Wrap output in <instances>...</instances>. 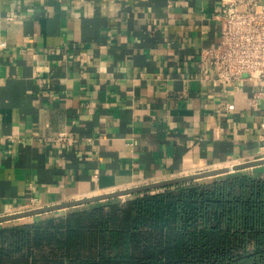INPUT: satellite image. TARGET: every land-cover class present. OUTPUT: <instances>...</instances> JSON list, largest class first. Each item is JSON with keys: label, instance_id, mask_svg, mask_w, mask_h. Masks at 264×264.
Wrapping results in <instances>:
<instances>
[{"label": "crops", "instance_id": "1", "mask_svg": "<svg viewBox=\"0 0 264 264\" xmlns=\"http://www.w3.org/2000/svg\"><path fill=\"white\" fill-rule=\"evenodd\" d=\"M221 12L0 0V216L262 157L263 85L201 77Z\"/></svg>", "mask_w": 264, "mask_h": 264}, {"label": "trees", "instance_id": "2", "mask_svg": "<svg viewBox=\"0 0 264 264\" xmlns=\"http://www.w3.org/2000/svg\"><path fill=\"white\" fill-rule=\"evenodd\" d=\"M0 226V264H264V176L248 168Z\"/></svg>", "mask_w": 264, "mask_h": 264}, {"label": "built area", "instance_id": "3", "mask_svg": "<svg viewBox=\"0 0 264 264\" xmlns=\"http://www.w3.org/2000/svg\"><path fill=\"white\" fill-rule=\"evenodd\" d=\"M220 18V41L201 52V77L216 78L225 83L246 77L260 82L263 88L253 94L252 102L263 100L261 128L264 140V0H222ZM7 44V40L0 41L2 47ZM68 138L62 131L53 140L63 142Z\"/></svg>", "mask_w": 264, "mask_h": 264}, {"label": "water", "instance_id": "4", "mask_svg": "<svg viewBox=\"0 0 264 264\" xmlns=\"http://www.w3.org/2000/svg\"><path fill=\"white\" fill-rule=\"evenodd\" d=\"M261 164H264V157H259V158H255L252 160L239 162L231 166L216 167V168L194 172V173L177 176V177H173L169 179H164V180L144 183L140 185H135L131 187L121 188V189H117V190H113L109 192H104V193H100L96 195L78 198V199L67 200V201H63V202H59V203L51 204L47 206H41V207L31 208L27 210L12 212L9 214L1 215L0 222L19 219V218L41 214L45 212H50V211H55V210H59L63 208L74 207V206H78V205H82V204H86V203H90L94 201H100V200H104L108 198L121 196L123 194L148 191L151 189L166 187L169 185L191 181V180H196V179L203 178V177L216 176L219 174L228 173L230 171L246 169V168L254 167L257 165H261Z\"/></svg>", "mask_w": 264, "mask_h": 264}, {"label": "rangeland", "instance_id": "5", "mask_svg": "<svg viewBox=\"0 0 264 264\" xmlns=\"http://www.w3.org/2000/svg\"><path fill=\"white\" fill-rule=\"evenodd\" d=\"M251 172H253L254 174H258V175H263L264 176V164H261V165H257L255 167H249L248 168ZM235 171V170H234ZM230 172H233V171H230ZM229 173V172H228ZM223 174H226V173H223ZM219 175H222V174H219ZM219 175H216V176H219ZM212 177H215V176H211V177H203V178H199V179H196V180H208ZM162 187L160 188H155V189H151V190H148V191H156V190H159L161 189ZM135 193H130V194H123L121 196H117L120 200H126L128 199L129 197L133 196ZM106 200V199H104ZM70 208V207H69ZM67 208H63V209H59V210H56L54 212H62V211H65ZM51 212V211H50ZM49 212V214H51ZM47 213H42L41 215L44 216L46 215ZM41 215H34V217H38V216H41ZM33 216V215H32ZM34 217H23V218H19V219H14V220H9V221H3V222H0V226H3V225H6V224H9V223H13V222H17L18 220H26V219H29V218H34Z\"/></svg>", "mask_w": 264, "mask_h": 264}]
</instances>
